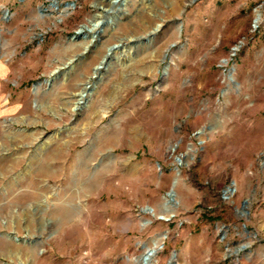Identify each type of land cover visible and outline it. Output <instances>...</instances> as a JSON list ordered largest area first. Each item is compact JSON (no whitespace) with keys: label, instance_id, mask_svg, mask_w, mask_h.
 Returning a JSON list of instances; mask_svg holds the SVG:
<instances>
[{"label":"rangeland","instance_id":"1","mask_svg":"<svg viewBox=\"0 0 264 264\" xmlns=\"http://www.w3.org/2000/svg\"><path fill=\"white\" fill-rule=\"evenodd\" d=\"M155 243L264 264V0H0V264Z\"/></svg>","mask_w":264,"mask_h":264},{"label":"bare ground","instance_id":"2","mask_svg":"<svg viewBox=\"0 0 264 264\" xmlns=\"http://www.w3.org/2000/svg\"><path fill=\"white\" fill-rule=\"evenodd\" d=\"M97 17H99V16H97ZM98 24H99V22L98 21H96V23H94L92 26L91 25H83V26H81L80 27V29L78 30V32L80 33V34H82V33H84V31L86 30V31H88V32H95L96 30V28L98 27ZM93 37V36H92ZM231 191V190H230ZM169 194H171V192H169L168 193V195ZM172 196V195H171ZM160 245H158V244H154V246H153V248H150L143 256H142V259H141V264H149L151 261H152V258L155 256V254H156V252H157V250L158 249H160V247H159ZM152 250H154L155 252L154 253H152V255H149L148 254V252L149 251H152Z\"/></svg>","mask_w":264,"mask_h":264},{"label":"water","instance_id":"3","mask_svg":"<svg viewBox=\"0 0 264 264\" xmlns=\"http://www.w3.org/2000/svg\"><path fill=\"white\" fill-rule=\"evenodd\" d=\"M171 195H173V191L171 192V194H169V197H172ZM161 219H163L162 217H161ZM165 220V219H164ZM155 251L154 250H152V251H149L148 252V254L149 255H152V253H154Z\"/></svg>","mask_w":264,"mask_h":264}]
</instances>
